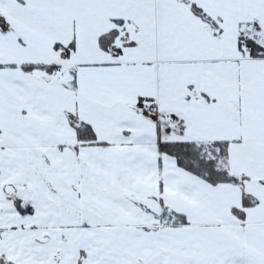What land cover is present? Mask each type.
<instances>
[{
  "label": "snow or ice",
  "instance_id": "snow-or-ice-1",
  "mask_svg": "<svg viewBox=\"0 0 264 264\" xmlns=\"http://www.w3.org/2000/svg\"><path fill=\"white\" fill-rule=\"evenodd\" d=\"M0 264H264V0H0Z\"/></svg>",
  "mask_w": 264,
  "mask_h": 264
}]
</instances>
